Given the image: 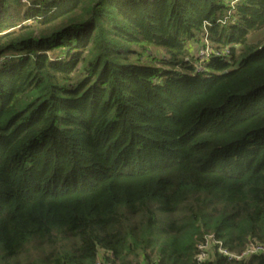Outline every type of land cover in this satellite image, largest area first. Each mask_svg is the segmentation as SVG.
I'll list each match as a JSON object with an SVG mask.
<instances>
[{
    "label": "trees",
    "instance_id": "16d2710c",
    "mask_svg": "<svg viewBox=\"0 0 264 264\" xmlns=\"http://www.w3.org/2000/svg\"><path fill=\"white\" fill-rule=\"evenodd\" d=\"M262 29L264 0H0V264L264 245Z\"/></svg>",
    "mask_w": 264,
    "mask_h": 264
},
{
    "label": "built area",
    "instance_id": "2783aa9c",
    "mask_svg": "<svg viewBox=\"0 0 264 264\" xmlns=\"http://www.w3.org/2000/svg\"><path fill=\"white\" fill-rule=\"evenodd\" d=\"M33 0H21L23 4L30 5ZM227 50H217L210 46V43L207 39V35H204L202 41L197 50V58L200 63L207 61L210 57H225L227 56ZM198 70H201L198 68ZM218 252L224 256H228L235 260L247 259L253 255L264 253V245L261 244H250L242 253L230 254L226 249L223 248L221 241L216 239L212 234L205 235L201 242L197 246V254L195 261L197 264H201L215 253ZM95 264H101L100 260H97Z\"/></svg>",
    "mask_w": 264,
    "mask_h": 264
},
{
    "label": "rangeland",
    "instance_id": "374dc122",
    "mask_svg": "<svg viewBox=\"0 0 264 264\" xmlns=\"http://www.w3.org/2000/svg\"><path fill=\"white\" fill-rule=\"evenodd\" d=\"M247 43L250 45H261V44H263L264 43V29L249 34ZM151 52H152L153 57H160L161 56L160 55L161 53H159L158 51L154 50Z\"/></svg>",
    "mask_w": 264,
    "mask_h": 264
}]
</instances>
